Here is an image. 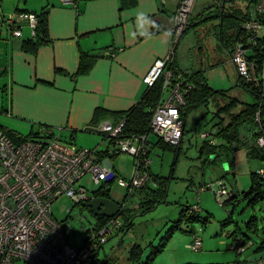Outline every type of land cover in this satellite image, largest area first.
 <instances>
[{
    "label": "rangeland",
    "instance_id": "rangeland-1",
    "mask_svg": "<svg viewBox=\"0 0 264 264\" xmlns=\"http://www.w3.org/2000/svg\"><path fill=\"white\" fill-rule=\"evenodd\" d=\"M222 1L196 0L193 10L195 22L199 21L207 8ZM229 3L227 6H230ZM220 23L221 19L209 18L192 26L180 39L176 56L184 71H202L208 86L213 91L221 92H214L206 102L189 109L179 148L157 145L158 137L150 134V170L162 179L166 192L161 202L145 213L140 207L137 208L144 192L135 190L128 196L126 206L135 216L134 226L109 236L101 245L98 258L107 261V264H145L153 249L150 243L158 245L171 228L172 234L166 247L155 256L152 264H232L237 261L241 264L264 256V198L253 201L252 196H243L251 189L252 173L264 167L263 158L249 155L251 149L264 153L252 136L254 124L247 120L239 125L240 143L237 146L231 145L225 137L217 136V156L211 153L201 138L202 133L211 130L213 124L222 121L227 125L233 115L241 113L248 103L256 100L253 87L238 82V70L231 61L229 48L217 36ZM3 79L4 76L0 75V123L6 119V124H15L24 134H28L32 127L29 123L12 119L3 111V107L7 108L11 103V91L3 90L6 82ZM233 100H237L236 104L225 109ZM104 121L107 120L91 128H100ZM38 129L42 127H33V130ZM53 130L56 136L84 149L105 152L109 148V140L97 131L61 127ZM70 134H73L74 139H69ZM110 160L123 177L130 178L134 174L136 162L133 155L121 152ZM220 180L229 191L240 193L241 198L223 205L215 193ZM81 182L91 191L96 186L91 174L86 175ZM210 185L213 186L209 188ZM107 188L112 198L122 202L126 190L119 187L117 182ZM196 203L200 206L199 213L195 215L197 218L183 216L185 206ZM52 213L55 219L67 224L74 246H81L97 224L89 206L75 205L68 196H62L53 203ZM119 219L123 221L124 218L119 216ZM232 232L247 240L245 252L240 254L230 248L234 239L228 234ZM195 237L203 240L200 250L190 247ZM133 243L145 247L137 263L128 258V250ZM84 264L92 262L90 260Z\"/></svg>",
    "mask_w": 264,
    "mask_h": 264
},
{
    "label": "built area",
    "instance_id": "built-area-1",
    "mask_svg": "<svg viewBox=\"0 0 264 264\" xmlns=\"http://www.w3.org/2000/svg\"><path fill=\"white\" fill-rule=\"evenodd\" d=\"M63 1L66 4L77 2ZM195 2L179 0L173 19L170 53L165 59L157 60L144 79L148 85H152L161 75L165 79L163 95L154 110L149 134L119 137L125 120L117 124L104 121L101 129L92 127L93 131L105 133L110 142L109 155L101 157L97 149L78 147L56 136L51 128H43L32 138L16 143L0 126V264H84L92 260L94 252L100 249L109 236L115 234L122 221L112 218L100 230L94 227L81 246H74L65 223L53 216V203L62 196L70 197L74 204L85 203L93 198V190L109 182H117L126 190L119 204L123 210L126 207L124 199L135 190L148 183L157 186L150 170L149 136L153 133L170 145H179L184 136V92L191 85L188 87L185 83V72L176 75L167 68V62L172 56L173 47L190 23ZM0 22L7 23L15 37H22L23 25L27 23L32 30V37H35L38 17L33 12L18 11L8 16L0 12ZM242 26L249 32V36L247 41H238L232 47L231 61L239 77L258 91L263 106L264 0H256L252 4L251 18L246 19ZM107 52L110 53L111 48ZM260 120L258 111L257 122L260 128L256 131V144L264 148V127ZM214 133L215 130L206 131L201 138L214 143ZM121 152H127L135 158L136 169L130 178L119 175L110 160V155ZM257 173L264 177V168H259ZM88 174L92 175L96 185L92 191L81 182ZM217 186L215 193L223 204L233 192L221 180ZM191 210L199 211L200 206L193 204ZM245 246L246 240L239 237L230 248L241 254L246 251ZM190 247L200 250L203 247L202 238L195 237ZM241 264H264V258Z\"/></svg>",
    "mask_w": 264,
    "mask_h": 264
},
{
    "label": "crops",
    "instance_id": "crops-1",
    "mask_svg": "<svg viewBox=\"0 0 264 264\" xmlns=\"http://www.w3.org/2000/svg\"><path fill=\"white\" fill-rule=\"evenodd\" d=\"M228 1L215 4L227 6ZM237 1L245 12L247 2ZM76 3L74 6L61 0H0V12L7 16L19 10L48 11L47 42L36 48L29 43L32 30L27 23L23 25L22 37H15L8 24L0 22V75L6 81L3 90L11 91V103L3 111L12 119L29 123L32 127L28 134L47 127L87 129L104 119L116 124L120 120L118 114L143 97L148 88L144 79L156 61L170 53L179 0ZM84 53L93 57L92 65L87 72L78 73ZM177 64L182 69L178 59ZM6 122L3 119L0 126L28 135ZM37 125L42 129L33 130ZM71 138L74 139L73 134ZM110 198L119 204L120 201ZM142 198L143 195L140 203Z\"/></svg>",
    "mask_w": 264,
    "mask_h": 264
},
{
    "label": "trees",
    "instance_id": "trees-1",
    "mask_svg": "<svg viewBox=\"0 0 264 264\" xmlns=\"http://www.w3.org/2000/svg\"><path fill=\"white\" fill-rule=\"evenodd\" d=\"M230 1V6H226L225 4L221 3L220 5L214 4L207 8L202 14L201 17H199V21L195 22V17L192 16L190 23L188 27L186 28L185 32L181 36V38L184 36L186 32H188L192 26L205 21L206 19L212 18L214 20L216 19H221V23L218 26V31H217V36L219 40L229 48V51L231 53L232 47L237 43L238 41H247L249 32L244 30L242 24L246 19L251 18V7L252 4L256 0H245L247 3L245 5L246 11L244 12V9L241 7L237 6V0H229ZM20 11V10H19ZM18 12V11H16ZM24 13H29L28 11H20ZM47 9H44L41 13H35L36 16L38 17V25L35 30V37H32V39L29 40V43H32L33 46L36 48L39 44L46 43V18H47ZM230 33V31H232ZM180 38V39H181ZM180 39L178 43L175 44L173 47V53L171 54L170 60L167 62V68L171 69L176 75L180 72H185V83H187V86L191 85L187 89L186 86H184L187 90L184 92V99H185V106L182 111L183 118L186 121V116L190 108L198 105L201 102H206L209 98L210 95H212L214 92H221V91H213L208 84L205 81L204 75L202 71H196V72H187L183 71L182 69L179 68L177 64V59H176V49L177 46L180 42ZM262 45V44H260ZM261 49V46L258 47V51ZM92 56L84 53L81 56V62H80V69L78 73H84L87 72L90 67H91V60ZM164 76L161 75L152 85H148V88L146 92L144 93L143 97L141 100L136 103L134 106L129 108L127 111L121 112L118 115L120 116V121L125 120V124L122 128V131L119 135V137H133V136H141V135H146L149 134L151 129H150V123L154 114V110L159 103L163 91H164ZM239 83H243L244 86L246 87H253L251 85H248L241 77L238 78ZM253 94L255 95V102L254 103H248L241 113L235 114L231 117L230 122L227 125H224L223 122L221 121L220 123L213 124L211 131L215 130L214 133V140L216 139L217 136H223L225 137L228 142L231 145H239L240 143V138H239V125L242 122H245L249 120L252 122L255 126V130L253 131L252 136L254 137L256 141V137L258 135L257 128H260V123L257 122V112L260 111V116H261V126L264 127V105H261L260 101V96L258 94V91L253 87ZM237 100H233L228 106H226L225 109H230L232 106L236 104ZM100 110H97L95 112L96 115L99 114ZM116 115V114H114ZM117 122V123H118ZM116 123V124H117ZM3 128V127H2ZM48 128V127H47ZM5 133L16 143H21L24 142L25 140H28L32 138L36 133L38 132H33L28 135H23L21 133H18L17 131L9 130L3 128ZM86 130H91L93 131V128H87ZM185 131V130H184ZM103 134L105 137V133L100 132ZM205 142L207 148L211 151L212 154L216 155L215 149L218 147L216 143H210V141L203 139ZM157 145H160L165 148H174L177 147L179 148L181 144L179 145H170L165 143L163 140L159 139L156 141ZM260 148V147H259ZM261 150L264 151V148H261ZM100 156H106L108 154V149L105 152H99ZM116 154H112L110 156H114ZM250 157H255V156H260L261 158L264 159V153H260L256 149H251L249 152ZM264 168V167H263ZM152 174V173H151ZM154 181L157 182V186H154L152 183H148L141 189L143 194L142 201L139 205L140 209L142 210L143 213L150 211L152 208H154L156 205H158L161 201V199L165 195V188H164V183L161 178L153 175ZM113 182H109L108 184L103 185V187L98 188L93 190L94 196L95 197H108L110 198V191L107 188L108 185H112ZM264 177L259 176L257 171L252 173V186L251 189L248 193H244L243 196L250 197L252 196L253 201H257L259 199L264 198ZM233 195L223 203V205L232 202V201H238L241 197L240 193H235V191H232ZM91 198L89 201L85 203H81V205L88 206V203L93 199ZM127 198L124 199L126 202ZM121 204V202H119ZM75 205H80V204H75ZM192 205H187L185 206L183 210V216H190V219H196L197 217L195 216L196 213H199V211H192L191 210ZM90 208V207H89ZM91 212L97 219V224L95 225V230H100L110 219L112 218H119V216H123V221L122 225L119 229H117V232L124 230L125 228H132L134 226V215L131 214V211L129 208L126 206L123 210H121L120 213H118L114 217H106V216H101L97 215L94 213V211L90 208ZM64 222V221H62ZM65 223V222H64ZM66 229H68L67 224L65 223ZM172 229L171 228L167 234L161 238L160 243L156 246L153 245V243H150V246L153 247L150 255L147 257L145 264H152V260L155 258V256L161 252L165 247L167 242L169 241L171 234H172ZM92 232V231H91ZM230 237H233L234 241L237 240L239 237H241L239 234L236 232H232L228 234ZM245 239V238H244ZM246 240V239H245ZM247 244V240H246ZM144 246L140 243H133L128 250V258L129 260L133 262H138L143 254L144 251ZM100 249H97L92 257V264H107V261H102L99 260L98 258V253ZM264 258H256V259H251V260H258ZM250 261V260H248ZM247 262V261H246ZM239 262L237 261L236 263L232 264H238ZM114 264V263H111Z\"/></svg>",
    "mask_w": 264,
    "mask_h": 264
},
{
    "label": "water",
    "instance_id": "water-1",
    "mask_svg": "<svg viewBox=\"0 0 264 264\" xmlns=\"http://www.w3.org/2000/svg\"><path fill=\"white\" fill-rule=\"evenodd\" d=\"M88 206L95 214L109 218L121 212L119 204L108 197H95L88 203Z\"/></svg>",
    "mask_w": 264,
    "mask_h": 264
},
{
    "label": "flooded vegetation",
    "instance_id": "flooded-vegetation-1",
    "mask_svg": "<svg viewBox=\"0 0 264 264\" xmlns=\"http://www.w3.org/2000/svg\"><path fill=\"white\" fill-rule=\"evenodd\" d=\"M102 209V208H101Z\"/></svg>",
    "mask_w": 264,
    "mask_h": 264
}]
</instances>
